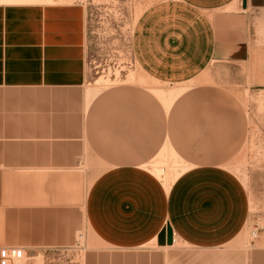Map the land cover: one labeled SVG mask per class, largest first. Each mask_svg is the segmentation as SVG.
<instances>
[{"label": "crops", "instance_id": "crops-1", "mask_svg": "<svg viewBox=\"0 0 264 264\" xmlns=\"http://www.w3.org/2000/svg\"><path fill=\"white\" fill-rule=\"evenodd\" d=\"M86 44L83 5L0 0V248L52 258L83 234L80 264H264V240L236 246L250 200L224 159L191 160L203 164L167 188L147 168L154 123L148 138L140 123L126 128L135 139L98 126ZM132 48L152 91L220 67V106L231 101L225 112L242 120L220 121L217 145H241L246 99L264 98V0L155 3Z\"/></svg>", "mask_w": 264, "mask_h": 264}, {"label": "rangeland", "instance_id": "rangeland-1", "mask_svg": "<svg viewBox=\"0 0 264 264\" xmlns=\"http://www.w3.org/2000/svg\"><path fill=\"white\" fill-rule=\"evenodd\" d=\"M59 1L81 4L87 10V82L95 97L91 106L98 126L108 125L117 138L135 139L126 128L131 130L133 124L140 123L148 138L154 123L160 147L147 168L167 188L185 170L203 164L191 160H212L217 156L224 159L220 166L241 180L250 200L248 223L236 246L251 248L264 240V98L246 99L250 113L245 115L242 143L224 152L217 145L224 133L220 132V121L238 123L242 115L235 117L225 112L233 106L231 101L220 106L215 82L220 67L205 72L202 82L160 84L155 91L142 79L145 73L132 48L133 30L143 11L164 0ZM156 106L160 111L154 113ZM82 238L83 234L74 248L52 258L29 255L27 264H80L86 248Z\"/></svg>", "mask_w": 264, "mask_h": 264}, {"label": "built area", "instance_id": "built-area-1", "mask_svg": "<svg viewBox=\"0 0 264 264\" xmlns=\"http://www.w3.org/2000/svg\"><path fill=\"white\" fill-rule=\"evenodd\" d=\"M255 235V232H253ZM25 249L19 247L0 248V264H27Z\"/></svg>", "mask_w": 264, "mask_h": 264}]
</instances>
